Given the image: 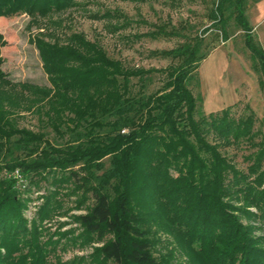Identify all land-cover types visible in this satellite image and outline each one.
<instances>
[{"label":"trees","instance_id":"16d2710c","mask_svg":"<svg viewBox=\"0 0 264 264\" xmlns=\"http://www.w3.org/2000/svg\"><path fill=\"white\" fill-rule=\"evenodd\" d=\"M247 3L211 0L206 30L215 29L225 41L232 21L243 32L264 102V50L253 35ZM74 4L0 0V16H45ZM177 34L165 24L148 32L152 38ZM34 44L50 83L35 92L46 97L51 126L63 139L53 142L43 130L15 125L0 102V170H20L31 183L43 172L56 185L76 181L93 197L76 221L88 235L109 236L95 252L115 264H171L173 252L155 254L151 227L157 219L167 221L191 252L189 264H264V167L256 160L248 171L237 169L208 139L209 133L225 142L249 137L254 112L234 117L229 105L208 112L198 106L201 97L189 82L208 54L201 51L203 39L156 51L178 61L150 91L145 86L153 69L126 67L82 35L65 45L40 39ZM4 75L0 69V80L7 82ZM29 199L13 177L0 178V264H47L41 228L35 218L28 226L23 213ZM52 204L49 194L35 217L44 219ZM21 246L29 248L27 254L19 252Z\"/></svg>","mask_w":264,"mask_h":264},{"label":"rangeland","instance_id":"374dc122","mask_svg":"<svg viewBox=\"0 0 264 264\" xmlns=\"http://www.w3.org/2000/svg\"><path fill=\"white\" fill-rule=\"evenodd\" d=\"M72 7L40 15L18 12L0 16V69L5 81L0 80V102L4 115L15 125L34 131L43 130L53 142H61L51 126L46 97L36 88L50 86L48 76L35 47V40L65 45L73 35L101 46L108 56L119 59L126 67L153 69L148 73L145 90L161 86L166 77L165 69L178 59L155 54L156 51L192 43L203 39L201 51L208 54L189 82L193 93L199 95L198 106L204 111L219 110L230 106V114L239 117L254 112L252 135L225 142L213 133L208 139L240 170L256 160L264 167V102L261 78L255 59L244 45L243 32L233 22L229 25V38L222 40L210 25L208 11L211 0H74ZM110 15L101 17L103 13ZM246 15L253 28L256 41L264 50V0H248ZM176 28L174 36L159 35L152 38L148 32L158 25ZM137 79H132L136 82ZM134 88H137L135 86ZM69 134L66 133L65 137ZM258 155L261 157L258 159ZM107 160V159H105ZM76 168V166L74 167ZM8 171V170H7ZM0 170L1 177H13L14 187L30 199L23 210L28 219L38 222L40 241L47 242V264H115L102 259L95 249L103 240L88 235L76 221V215L85 212L93 203L90 193H85L76 181L66 179L53 183L51 174H45L38 182H29L26 175ZM60 173H56V177ZM52 195V207L44 219L35 217L38 207L47 195ZM254 209V207H252ZM161 219L152 223L155 254L173 252L171 264H189L191 252L184 249L181 238ZM29 248L21 246L19 252L27 254Z\"/></svg>","mask_w":264,"mask_h":264},{"label":"built area","instance_id":"2783aa9c","mask_svg":"<svg viewBox=\"0 0 264 264\" xmlns=\"http://www.w3.org/2000/svg\"><path fill=\"white\" fill-rule=\"evenodd\" d=\"M15 171L17 172V169H15L14 172H15Z\"/></svg>","mask_w":264,"mask_h":264}]
</instances>
